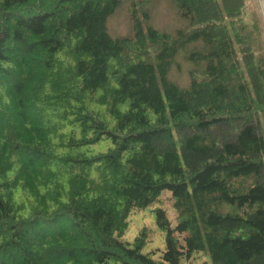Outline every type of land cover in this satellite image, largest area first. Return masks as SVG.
I'll use <instances>...</instances> for the list:
<instances>
[{
	"label": "trees",
	"instance_id": "16d2710c",
	"mask_svg": "<svg viewBox=\"0 0 264 264\" xmlns=\"http://www.w3.org/2000/svg\"><path fill=\"white\" fill-rule=\"evenodd\" d=\"M122 1L0 0V264H264V53L245 0H173L189 27L172 34L133 3L114 37ZM180 50L186 87L169 77ZM164 190L178 220L156 207L157 259L147 228L123 235Z\"/></svg>",
	"mask_w": 264,
	"mask_h": 264
},
{
	"label": "rangeland",
	"instance_id": "374dc122",
	"mask_svg": "<svg viewBox=\"0 0 264 264\" xmlns=\"http://www.w3.org/2000/svg\"><path fill=\"white\" fill-rule=\"evenodd\" d=\"M133 3H135L139 13H141L143 8L149 9L151 13L149 22L160 31H166L172 34L177 29L189 27V21L179 14L178 8L173 0H147L144 4H140L138 0H123L107 22L108 31L112 36H127L133 33L131 22ZM243 19L247 23L248 30H250L253 36L255 49L258 53H264L263 0H245ZM193 67L194 63L186 58V51L180 50L175 57L169 72V77L181 87H186L190 82L189 71ZM110 145V140H102L98 144L93 145L92 149L94 151L107 150ZM173 202L171 191L164 190L158 201L154 204L143 209H135L128 217L129 224L125 230L123 239L133 242L141 230L147 228L148 237L143 252H150L153 257L160 258L162 251L165 249V231L157 224L155 209L158 206L165 209L172 225H175L178 219ZM182 264L214 263L208 254L196 252L190 259H185Z\"/></svg>",
	"mask_w": 264,
	"mask_h": 264
},
{
	"label": "water",
	"instance_id": "95a60500",
	"mask_svg": "<svg viewBox=\"0 0 264 264\" xmlns=\"http://www.w3.org/2000/svg\"><path fill=\"white\" fill-rule=\"evenodd\" d=\"M263 2H264V0H263Z\"/></svg>",
	"mask_w": 264,
	"mask_h": 264
}]
</instances>
